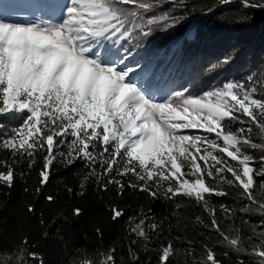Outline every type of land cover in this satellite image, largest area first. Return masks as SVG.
I'll return each mask as SVG.
<instances>
[{
	"label": "snow or ice",
	"instance_id": "obj_1",
	"mask_svg": "<svg viewBox=\"0 0 264 264\" xmlns=\"http://www.w3.org/2000/svg\"><path fill=\"white\" fill-rule=\"evenodd\" d=\"M165 3L187 8V0H63L61 15L54 19L0 14V114L24 115L21 126L8 133L0 125V149L12 157L11 164L0 160V184L13 186L15 165L24 161L30 172L42 156L34 189L39 194L57 158L66 165L83 160L89 171L81 189L94 178L104 191L115 184L120 193L128 187L153 199H192L209 219L204 223L197 216L196 223L215 232L218 244L264 264V221L251 224L241 216V224L249 225L247 236L235 225L238 212L264 217V179L257 182L264 178V97L250 74L245 81H226L200 95L184 88L157 99L149 65L136 57L129 61L131 52L121 42L147 37L158 27H175L180 16L156 12ZM240 3L264 8V0ZM249 149L260 152L259 158ZM125 177H130L127 185ZM229 188L239 190L237 197L244 201L239 208L212 202L213 197H229ZM28 211H34L32 205ZM111 211L114 221L124 215L116 207ZM150 211L128 219V233L135 237L128 248L132 264L140 259L132 245L142 242L143 250L151 251L153 234L158 238L162 230ZM73 214L80 215L81 209ZM226 221L231 223L224 227ZM27 245L25 237L14 252L0 253V264H43ZM203 248L198 264H223L213 247L205 243ZM176 251L173 240L161 244L158 264H169ZM115 252L111 247L92 256L85 253L73 264H116Z\"/></svg>",
	"mask_w": 264,
	"mask_h": 264
},
{
	"label": "trees",
	"instance_id": "obj_2",
	"mask_svg": "<svg viewBox=\"0 0 264 264\" xmlns=\"http://www.w3.org/2000/svg\"><path fill=\"white\" fill-rule=\"evenodd\" d=\"M62 7L63 0H0V14L17 20L35 19L38 15L58 18ZM161 11L180 16V22L167 30L155 28L147 37L138 36L121 42L123 48L131 52L129 61L136 57L141 64L149 65L153 74L151 84L154 89H159L157 99L184 88L193 95H200L221 87L226 81H245L250 74H254L258 95L264 97V8H245L240 0L226 5L220 4L219 0H187V8L165 3L156 9V12ZM225 58L228 63H223ZM143 86H148L147 80ZM23 119V114L15 112L0 114L3 133L20 127ZM253 137L259 143L255 129ZM249 151L257 159L261 155L256 150ZM0 160L11 164L10 152L0 149ZM37 160L30 172L24 161L15 165L17 175L13 186L0 184V253L14 252L27 237V251L38 253L43 264H73L85 253L92 256L111 247L116 250V264H132L128 248L135 237L128 233V219L140 215L141 210L144 213L151 210L150 215L162 223V230L158 238L153 234L149 245L151 251L145 252L142 242L132 245L140 258L139 264H158V249L168 240H173L177 249L169 264H198L204 257L205 243L215 249L223 264H235L237 259L254 264L257 259L218 244L215 232L196 223L197 216L204 223H209V219L204 209L192 199L183 196L171 201L163 197L153 199L146 192L128 187L120 193L115 184L108 185L104 191L94 178L81 189V180L89 171L83 160L66 165L57 158L50 169L49 181L36 194L34 189L38 186L42 156ZM20 172L25 173L23 178ZM129 179L124 178L125 185ZM262 179L257 178V182ZM228 191L229 197H213L212 202L239 208L244 203L237 197L239 190L229 188ZM49 195L54 198L51 202L47 199ZM176 204L181 207L177 209ZM29 205L33 206V212L28 211ZM113 207L124 213L115 221L112 219ZM75 208L81 209L80 215L73 214ZM241 216L251 224L264 221L258 214L238 212L235 225L242 228L245 236L250 235V229L249 225L241 224ZM230 223L226 221L223 226ZM225 251L228 256H224ZM29 264L38 262L29 260Z\"/></svg>",
	"mask_w": 264,
	"mask_h": 264
},
{
	"label": "rangeland",
	"instance_id": "obj_3",
	"mask_svg": "<svg viewBox=\"0 0 264 264\" xmlns=\"http://www.w3.org/2000/svg\"><path fill=\"white\" fill-rule=\"evenodd\" d=\"M44 19H48V18H46V17H43ZM7 114H9V113H7ZM7 114H2V115H7ZM246 118V117H245ZM192 131H197V130H192ZM260 142V141H259Z\"/></svg>",
	"mask_w": 264,
	"mask_h": 264
}]
</instances>
